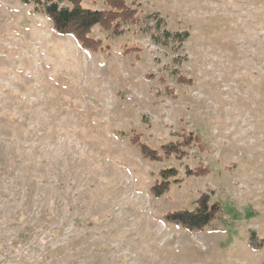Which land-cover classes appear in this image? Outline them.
<instances>
[{"label": "rangeland", "instance_id": "rangeland-1", "mask_svg": "<svg viewBox=\"0 0 264 264\" xmlns=\"http://www.w3.org/2000/svg\"><path fill=\"white\" fill-rule=\"evenodd\" d=\"M127 1L189 39L175 50L96 27L91 51L0 0V264H264V0ZM183 131L200 138L183 160L132 143ZM169 168L178 182L152 196ZM202 192L222 206L213 229L165 221Z\"/></svg>", "mask_w": 264, "mask_h": 264}, {"label": "trees", "instance_id": "trees-1", "mask_svg": "<svg viewBox=\"0 0 264 264\" xmlns=\"http://www.w3.org/2000/svg\"><path fill=\"white\" fill-rule=\"evenodd\" d=\"M25 5H32L34 10L44 15L52 25L53 30L62 36L75 38L80 45L87 50L98 51L102 48V41L92 37L94 28L99 27L108 37L122 36L133 32L148 36L152 43L157 46L174 47L175 50L182 47L189 39L190 33L173 31L167 27L166 20L158 13H142L133 7L127 0H103L104 8L92 9L83 5V0H20ZM177 48V49H176ZM133 49L125 50V53ZM177 80L181 84H191L192 80L178 72ZM178 139L152 148L140 141L139 135H133L132 143L137 146L142 156L150 161L160 162L166 158L183 160L187 156L188 149L199 145L200 138L194 132L183 131L175 133ZM162 152V154L160 153ZM187 176L202 177L209 173L207 166L200 165L195 170L186 168ZM174 168L160 171L161 181H157L151 188L152 196L162 197L169 192L172 183L178 182L171 177L177 176ZM222 211L221 203L211 201L208 192H202L196 200V206L192 209H180L167 212L164 215L166 222L184 227L191 231L201 232L206 228L213 229L214 221ZM253 247L257 241L250 238Z\"/></svg>", "mask_w": 264, "mask_h": 264}]
</instances>
